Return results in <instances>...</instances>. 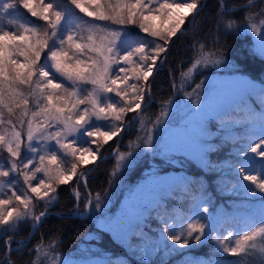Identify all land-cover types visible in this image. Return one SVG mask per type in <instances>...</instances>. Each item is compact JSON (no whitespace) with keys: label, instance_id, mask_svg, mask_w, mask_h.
<instances>
[{"label":"snow or ice","instance_id":"obj_1","mask_svg":"<svg viewBox=\"0 0 264 264\" xmlns=\"http://www.w3.org/2000/svg\"><path fill=\"white\" fill-rule=\"evenodd\" d=\"M218 5L211 50L200 43L191 67L181 72V86L177 87L173 80L174 98L165 100L156 119L149 118L145 123L141 117L152 100L149 77L158 70L157 61L168 51L169 42L181 32L187 18L205 7L202 0H67L63 6L54 0H0V154H7L8 165L7 169L0 165V235L6 237V251L0 264H15L10 253L25 247L23 242H17L18 248L11 247L21 222L31 219L33 227L42 222L59 185H67L75 178L77 186L82 183L87 188L88 172H79L80 166L97 161L103 145L126 132L134 121L143 126L136 150L131 146L126 154L113 150L118 165L125 170L142 154L164 160H173L177 155L191 157L214 170L216 165L207 159L214 150L211 121L221 122L226 139L255 140L236 154L244 163L235 168L239 179L232 190L242 189L245 196L259 197V223L240 233L229 231L223 237L213 236L225 216L222 212L213 213L206 203L207 192L201 190L193 193L195 211L186 223L174 226L175 221L169 223L161 218L158 240L146 239L145 231L139 230L137 235L134 230L140 229L145 212L164 206L162 197L138 201L134 209L125 211L119 219L103 217L105 227L118 234L126 229L133 233V238L146 240L144 247L138 249L145 257L143 264H150L147 257L158 253L161 247L171 255L205 240H215V251L231 257L252 255L258 245L264 253V164L255 174L246 167L252 163L249 153L264 162V107L260 112L248 110L243 119L225 120L224 86L206 79L211 70L228 66L222 36L250 31L255 37V53L264 57V0H259L261 6L257 0H246L232 8L227 0H218ZM238 8L244 10L245 23L240 25L227 18ZM74 9L91 19L84 20ZM30 18L42 21L43 25L33 24ZM157 20L159 24L155 23ZM132 27L138 33L129 31ZM192 48L195 50L196 45ZM166 59L165 56L160 63ZM193 73L205 78L196 82ZM189 82L194 85L195 95L183 86ZM255 91L256 86L248 80L229 82L227 93L236 99L227 107L242 110L245 97ZM259 93L264 106V87H260ZM185 99L187 103L182 102ZM181 109L183 117L176 120ZM129 113L137 115L125 123ZM100 122L108 123L105 126ZM238 125L244 126L243 136L233 132ZM94 145L98 146L93 148ZM14 173L22 177L26 191L12 190L18 182L12 177ZM171 178L150 173L147 186L161 189L176 183L186 187L197 183L195 177ZM5 187L11 195L4 192ZM79 195L76 191L77 209ZM39 201L45 202L44 210L36 215L34 209ZM107 203L97 193L95 202L89 198L83 208L103 216L102 209ZM43 247V243L35 247L36 258L31 264H44ZM47 248L45 258L55 252L52 242ZM51 260L54 264H85L61 259L59 255H52ZM185 264H221V261L194 259ZM260 264H264V259Z\"/></svg>","mask_w":264,"mask_h":264},{"label":"trees","instance_id":"obj_2","mask_svg":"<svg viewBox=\"0 0 264 264\" xmlns=\"http://www.w3.org/2000/svg\"><path fill=\"white\" fill-rule=\"evenodd\" d=\"M245 2L246 0H227L229 8L238 7ZM54 3L63 6L67 3V0H54ZM257 3L258 6H261L259 5V0H257ZM68 7L72 6L68 5ZM218 8V0H206L205 7L198 14H195L190 31L172 37L169 45L173 42L166 61L152 77H149L154 101L150 107H147V113L141 117L143 120L146 121L149 118L155 120L160 114V105L165 100L174 98L173 80H175L177 87L181 86L183 80L181 72H187L191 67L194 51L198 52L200 43H204L208 50H211L213 34L216 32L213 18L216 16ZM74 11L78 16L83 17L84 20L91 19L80 13L78 9H74ZM192 17L189 16L187 18L181 29H189ZM227 18L235 19L238 25L244 24V10L238 8L236 12ZM70 19L74 18L70 17ZM30 20L35 25H43V22L36 18H30ZM129 31L135 34L139 30L132 27ZM140 35L143 36L144 34ZM221 43L225 45L224 58L228 62V66L211 70L206 78L214 75H241L264 85V57L255 53V41L252 35L248 33L239 35L233 33L228 36H222ZM193 44L196 45L195 50L192 48ZM164 55L165 53L161 54L160 59L157 61V66ZM194 78L196 82H199L200 79L205 77L195 76ZM185 85L184 87L187 91L192 90L194 87V85L190 84ZM262 107L261 96H251L248 100L243 101L242 110H233L231 108L224 114V119H243L248 114V110L260 112ZM136 114L129 113L125 117V123ZM137 125L135 122L128 127L120 142L119 152L126 153L129 146L132 148L143 136L142 132L137 131ZM220 128V121H211L209 124L212 134ZM233 132L237 136H243L244 126H236L233 128ZM100 142L103 143V138H100ZM211 142L214 145V150L209 153L207 158L216 165L214 170H209L206 165H195L191 160L181 155H177L173 160L144 155L135 165L128 168L124 174L117 176L118 164L116 155L113 159L107 158L96 166L91 175L88 176L87 188L82 183L77 186L75 178L67 185H59L57 192L54 194L55 199L51 201L47 210L49 214L40 222L37 229L33 228L34 222L31 219L21 222L13 236L14 242L11 247L19 246L17 243L19 241H22L26 246L22 251L11 252V259L15 264H31L36 258V254L33 251L35 247L43 243L44 247L41 250H44L49 242H52L55 246V252L63 256L73 255V257L75 256V258L78 257L77 259H79L78 253L81 250V246H87V251L84 253V257L82 256L83 258L101 257L106 261H112L113 264H143L145 257L138 249L144 247L146 240L135 239L132 233L128 244L125 246L116 241L108 232L101 230L96 225L95 220L91 218V214L85 219H80L75 214L85 211L83 205L89 199V194L96 199L97 193L101 195V198L111 202V212L115 213L126 194V189L125 187L123 188L125 183L129 186L136 185L148 178L150 173L162 175L171 171L184 172L188 180H192L195 177L197 183L190 187L181 184L173 188L168 197L163 198L164 206L151 210L144 222L140 224V229L134 230L137 235L139 230H143L147 233L146 239L158 240L162 217L167 219L169 223L175 221L174 226L186 223L195 211L193 204L196 201L193 200V193L198 194L201 190L207 192L206 203L213 213L222 212L225 216L224 222L219 226L218 232H213V236L219 234L223 237L229 231L240 233L244 229L254 227V223L258 225L260 219V206L258 205L261 204L259 197L247 198L243 194L242 189L232 190V185L237 183L239 179L235 168L240 163H244L236 154L249 144L254 143L255 140H249L248 138L236 141L226 139L225 133L220 129L219 134ZM118 143L119 137H115L107 144H104L99 157L111 155ZM97 146L95 145V147ZM249 156L252 157V163L247 164L246 167L248 171L255 174L264 162L256 158L254 154L249 153ZM93 165L85 167V169L80 166L78 171L88 172ZM229 165L234 167H229ZM76 191L80 194V207L78 209L76 208ZM44 203L39 201V204H36L34 209L36 215H39L44 210ZM249 217H253L254 220H249ZM5 239V236L0 235V248L4 246ZM168 243L170 245L171 242ZM259 247L258 245V249L252 255L231 257L215 251V240H205L204 243L198 246L183 249L180 253L171 255L166 254L163 247H161L158 253L150 254L147 259L150 264H185L186 261L194 259H214L221 261V264H238V262H242V264H260L261 259H264V253L259 251ZM4 255L5 253L0 256V260H3Z\"/></svg>","mask_w":264,"mask_h":264},{"label":"rangeland","instance_id":"obj_3","mask_svg":"<svg viewBox=\"0 0 264 264\" xmlns=\"http://www.w3.org/2000/svg\"><path fill=\"white\" fill-rule=\"evenodd\" d=\"M158 22H159L158 20L155 21L156 24H158ZM247 33L250 34V35H252L250 31L247 32ZM253 39L255 41V37L254 36H253ZM192 76L195 77V74L193 73ZM206 79H207V81L209 83L217 82L218 85H223L224 86V89H223L224 90V93H225V95H224V104H225V107L227 108V111L225 113H227L231 109V108H228L227 106L229 104L233 103V101L236 99L235 97H232L231 95H229L227 93V85L229 84V82H232V81L237 80V79H243V80L250 81L252 84H254L256 86V91L252 95L246 96L244 100H248V98L251 97V96H253V97H260L259 89H260V87H264V85L258 84L256 82L252 81L251 79H249L248 77L241 76V75H230V76L214 75V76H210L209 78H206ZM189 84H190V82L187 83V85H189ZM183 86H186V85L184 84ZM187 92L188 93H192V90H189ZM192 94L195 95V93H192ZM182 102L183 103H187V100L185 99ZM182 117H183V109H181V110L178 111L177 116H176V120H180ZM147 122H148V120L145 121V123H147ZM100 123L102 125H105L106 126L108 122H100ZM136 124H138V123H136ZM138 125L136 126V129H137L138 132H142V135H143V131H142V127L143 126L141 124H138ZM149 127H150V124H149ZM220 129L214 131V133L212 134L211 140H213L214 137L219 134ZM257 135H259V134L257 133ZM122 138L119 139L118 146L116 147V149L118 148V151H119V146H120V142H121ZM138 143H139V141L135 145H133V147H132L133 150H136V145ZM94 147H95V145L93 146V148ZM144 155L145 154H142L141 156H139L137 158L136 162L133 165H135L141 159V157L144 156ZM105 157H108V156H105ZM101 158H104V157H101ZM101 158L98 157L97 161L99 159H101ZM113 158H111V159H113ZM68 159L70 160V158H68ZM187 159L191 160L193 163H195V165H200V166H205L206 165V164L201 163L199 160H194L191 157H187ZM117 160H118V156H117ZM97 161L88 163L86 165H81V166L84 167V169H85V167H89L90 165L95 164ZM0 165H2L5 169H7L8 165H7V154L6 153L0 154ZM66 166H70V164L69 165H66ZM84 169H82V170H84ZM260 169H258V171H260ZM90 170H88V172ZM126 171L127 170H125L121 165H118V168H117V171H116V173H117L116 175L117 176H120V175L124 174ZM37 175L40 176L41 174H37ZM156 176L161 177V178H165V179H172L171 177H186L184 172H174V171H171L169 173L162 174V175H156ZM12 177H16V174L15 173L12 174ZM12 177H10L9 179H11ZM16 180L18 182L15 184V187L12 190L17 191L18 193H19V191L21 189H23V190L26 191V185H24L22 177H16ZM148 180H149V177L146 178L143 181H140L139 183H137L136 185H133V186H129V185H127L125 183V186H123V188L125 187L126 194L124 195V198H123L122 202L120 203V205L117 207V210L115 211V213H112L111 212V207H112L111 206V202L109 200H107L108 201L107 207L104 208V209H102L103 216H102L101 213H94V212H91V211H89L86 214V216L83 217V218H80L79 216L85 214L86 211H84L82 213H78L77 212L75 215H77L80 219H85V218H87L91 214V218H93L95 220L96 225L101 230H103L105 232H108L116 241H118L121 244H123V245L126 246L128 244V242H129V238H130V236H131L132 233L131 232H128L126 229H124V230L120 231L119 234H118L117 231H111V230L107 229L105 227V222H104V218L103 217H111L113 219H119L121 217L122 213H124L125 211H128V210L134 209L138 201H140V200H148L149 198H151L153 196H155L156 198H161V197L162 198H167L173 188H175V187H177V186H179V185L182 184V183H176V184L172 185V187H170V188L166 187V188H161V189H151L150 187L147 186ZM32 183H33V185H35L36 184V181H33ZM244 183L246 185H250L249 182H247V181H245ZM4 192L7 195H11V192L8 190L7 187H5ZM246 197L249 198L248 196H246ZM92 198H93V196H92ZM54 199H55V197H54ZM101 199L102 200H105L103 198H101ZM95 200L96 199H94V198L92 199L93 202H95ZM36 204H39V202H36ZM258 206H261V204L258 205ZM259 210L261 211L260 207H259ZM148 214H149V212H145V214H144V217H145L144 220L147 218ZM144 220L141 223H143ZM39 224H38V226H39ZM38 226L37 227H33V228L37 229ZM19 242H22V241H19ZM19 246H15L13 248H18ZM5 251H6L5 250V246H2L0 248V256H2L5 253ZM86 251H87V246H81V250L78 253L79 254L78 255L79 256V259H77L78 257H76V258H75V256L73 257V255L63 256V255L58 254L56 252L49 253L48 258H45L44 257V253L45 252H48V248L46 247L44 250H41V259H42V261H44V264H54V262L51 260V256L52 255H59L61 259L74 260V261H83V262H85V264H88V262H92V261H99V262H101V264H103V262L106 261L105 259H102L101 257H86V258H83L84 257V253ZM12 252H14V251H12Z\"/></svg>","mask_w":264,"mask_h":264},{"label":"water","instance_id":"obj_4","mask_svg":"<svg viewBox=\"0 0 264 264\" xmlns=\"http://www.w3.org/2000/svg\"><path fill=\"white\" fill-rule=\"evenodd\" d=\"M205 2H206V0H203V3H204V4H205ZM195 14H196V13H194L193 16H195ZM192 24H193V17H192V19H191V21H190V27H189V29H188V30H181V32H178V34H177L176 36H178L179 34H182V33H187V32H189L190 29H191V27H192ZM173 40H174V39H173ZM172 42H173V41H172ZM172 42L170 43V45H169V47H168V51L165 53L164 57H165V56L167 57ZM164 57H163V59H164ZM163 59H162V60H163ZM161 65H162V64L159 63V65H158V69H159V67H160ZM155 72H156V71H155ZM155 72H154V73H155ZM153 101H154V99L152 98V100H151V101L149 102V104H148V107L151 106V104H152ZM136 115H137V114H136ZM136 115H135V116H136ZM134 122H135V121H134ZM134 122H133V123H134ZM133 123H132V124H133ZM129 126H130V125H129ZM129 126H128V127H129ZM124 133H125V132L121 133V135L119 136V139H121V138L123 137ZM117 149H118V148H117ZM114 156H115V154L113 153L112 155H110V156H108V157H104V158L99 159V160L93 165V168L88 172V176L91 175V173L94 171V169L96 168V166H97L101 161H103V160H105V159H107V158H113ZM89 198H91V200H92V199H93V198H92V195L89 194ZM88 212H89V211H86L85 214L80 215L79 217H80V218L85 217L86 214H87ZM48 214H49V213H48ZM48 214H47V215H48ZM38 224H39V223H36V224H35V227H37ZM13 249H15V248H13Z\"/></svg>","mask_w":264,"mask_h":264},{"label":"bare ground","instance_id":"obj_5","mask_svg":"<svg viewBox=\"0 0 264 264\" xmlns=\"http://www.w3.org/2000/svg\"><path fill=\"white\" fill-rule=\"evenodd\" d=\"M181 30H184V29H181ZM178 34V33H177Z\"/></svg>","mask_w":264,"mask_h":264}]
</instances>
